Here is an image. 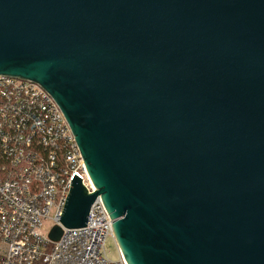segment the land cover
<instances>
[{
	"label": "water",
	"instance_id": "obj_1",
	"mask_svg": "<svg viewBox=\"0 0 264 264\" xmlns=\"http://www.w3.org/2000/svg\"><path fill=\"white\" fill-rule=\"evenodd\" d=\"M0 75L75 137L63 227L100 196L127 264H264V0H0Z\"/></svg>",
	"mask_w": 264,
	"mask_h": 264
},
{
	"label": "built area",
	"instance_id": "obj_2",
	"mask_svg": "<svg viewBox=\"0 0 264 264\" xmlns=\"http://www.w3.org/2000/svg\"><path fill=\"white\" fill-rule=\"evenodd\" d=\"M74 174L95 190L56 101L38 83L0 75V264H127L100 196L86 226L60 224ZM56 224L63 232L52 241ZM108 237L115 261L105 249Z\"/></svg>",
	"mask_w": 264,
	"mask_h": 264
},
{
	"label": "rangeland",
	"instance_id": "obj_3",
	"mask_svg": "<svg viewBox=\"0 0 264 264\" xmlns=\"http://www.w3.org/2000/svg\"><path fill=\"white\" fill-rule=\"evenodd\" d=\"M105 249L107 252L108 257L115 261L118 259V252L116 248V244L112 237H108L105 241Z\"/></svg>",
	"mask_w": 264,
	"mask_h": 264
}]
</instances>
